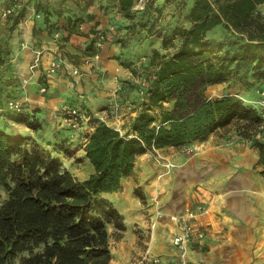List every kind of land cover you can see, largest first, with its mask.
<instances>
[{"label": "trees", "instance_id": "1", "mask_svg": "<svg viewBox=\"0 0 264 264\" xmlns=\"http://www.w3.org/2000/svg\"><path fill=\"white\" fill-rule=\"evenodd\" d=\"M116 1L124 16L133 18L124 27L145 29L153 1L141 9H135L137 0ZM179 4L187 7L189 23L161 34L162 48H154L144 66L134 67L140 81L131 86L143 95L129 127L119 129L93 115L88 121L95 127L86 133V156L95 165L89 177L80 179L61 159L47 155L40 142L7 130L0 121V264H11L40 245L42 250L19 264H112L109 224L125 229L126 223L105 193L122 189L140 154L207 139L236 120L245 125H239L240 134L259 150L264 178V107L257 103L264 91V0ZM22 14L20 8L17 21ZM149 27L150 33L155 22ZM108 29L97 30L95 41L100 32L108 40ZM241 84L251 92L242 94ZM219 85L222 93H208ZM11 112L27 114L1 115Z\"/></svg>", "mask_w": 264, "mask_h": 264}, {"label": "crops", "instance_id": "2", "mask_svg": "<svg viewBox=\"0 0 264 264\" xmlns=\"http://www.w3.org/2000/svg\"><path fill=\"white\" fill-rule=\"evenodd\" d=\"M11 1L0 0L1 102L11 95L23 98L25 113L42 118L51 133L59 130L70 143L75 140L64 121L66 106L81 105L90 116L119 129L130 123L140 109L135 100L141 93L131 86L137 81L134 67L142 64L154 48H162V38L150 35L147 29L124 27L133 18L124 16L116 0H23L19 21L16 15L20 8L9 18L2 16ZM103 29H108L109 39L98 46L95 36ZM38 52L40 63L32 68ZM59 58L64 64L51 71L52 61ZM43 85L47 91L41 90ZM83 93L89 97H83ZM113 100L122 103L118 114L110 106ZM86 122L74 131L77 138L81 136L77 139L80 155L89 163L86 133L95 127ZM12 123L1 115V124L7 130L25 136L32 133L29 126L23 133ZM227 129H231L228 135L233 138L222 134ZM237 134L229 124L204 140L150 149L138 156L121 190L105 193L124 215L129 230L137 226L153 228L149 241L152 252L166 259L176 254L172 236L178 224L168 215L158 216V211L179 214L197 202L209 212L193 222L204 232L203 237L191 242L195 264H264L260 153L250 140ZM159 156L165 157L163 161ZM168 161L174 163L172 169L163 164ZM136 189L145 195L146 202ZM131 247L138 248L135 244ZM120 252L122 257H129ZM114 260L113 255L112 263Z\"/></svg>", "mask_w": 264, "mask_h": 264}, {"label": "rangeland", "instance_id": "3", "mask_svg": "<svg viewBox=\"0 0 264 264\" xmlns=\"http://www.w3.org/2000/svg\"><path fill=\"white\" fill-rule=\"evenodd\" d=\"M144 1H146V2L150 1V3L153 1L154 3L149 8V12L146 13V16L148 18L150 17V20H148L147 17L144 18V19L148 20V21H145L148 25L141 26V27H145V30L146 29L149 30V28H150L149 26H151V24L153 22H155V29H153V31H150V33L152 32L153 34H157V36L159 38H162L161 34L166 33V32H171V30L173 29L175 24H188L189 23L188 19L186 18V13H185V10L187 7H185V5L183 7H181V5L179 4V0H144ZM188 1H190V0H188ZM150 3H149V5H150ZM158 7H160V8H158ZM141 8H143L142 7V0H137L135 9H141ZM260 8L264 10V4H262V6ZM147 56H148V54H147ZM141 65L144 66V63H142L140 65L137 64V67H142ZM139 70L141 71L142 69L139 68ZM133 74H135L134 71H133ZM135 76H138V73L135 74ZM136 78H137V81H136V83H137L140 81V78L139 77H136ZM241 86L242 87H241L240 92H242V94H247V93L251 92V90L248 88V86H246V84H241ZM222 90H223V85H219V86L214 87V88L209 87L208 93L211 95H216V94H220V92L222 93ZM230 90L236 91V89L233 87H231ZM142 95H143V93L140 94L138 97H142ZM137 98H136L135 102H137V100H138ZM112 103H113V101L110 103L111 107H112ZM166 106L170 108L173 106V103L172 102H166ZM121 110H122V103L120 105V111ZM4 116L6 119L14 122V123H12V126L17 127L21 132L23 131V133H24V128L26 126H29L30 128H32L31 129L32 133L26 134V136L29 137V139L31 141H35V140L37 141V139H35V138H39L40 141L39 140L38 141L44 146L46 154L47 155L52 154V155L58 157L59 159H61L63 164H64V167H67V166L71 167L74 170L73 172L75 174L77 173L79 175L80 179H85V178H82L85 176L89 177L91 169H92V172L95 171V165L92 163V161H89L90 165L92 166V168H91L89 163L85 161L84 157L82 155H80L81 154L80 143L77 141V139L81 138V136L77 138V133L75 131H73L71 133V137L75 141L73 143H70L67 140L65 135H62L58 132L59 130L58 131L56 130L55 133H51V131H49L48 128L45 127L44 122L42 121V118L40 119V118L36 117L35 115L31 117L29 115V113H27L25 115L24 114L21 115V114L11 112V113L4 114ZM0 121H1V114H0ZM32 122H40L41 125L39 126V128L35 129V128L30 126V124ZM242 122H244V121H242ZM86 123H89V122L87 121ZM231 124H232V129H235L236 133H238L237 135H239L242 138H245L247 140H250L246 137H243L238 130L239 125L245 126L244 123H240L239 120H236L235 122H233ZM128 127H129V123L127 122V124L125 123L122 128H123V130H125ZM230 131H231V129L223 130L222 134H224V135L227 134L226 136L228 137L229 136L228 133H230ZM231 138H233L232 134L229 136L228 139H231ZM69 140H72V139H69ZM76 143L78 144L77 146L75 145ZM189 150H190V148L186 149V152ZM159 157H161V161H163V159L165 158L164 156H159ZM168 162H170V161H168ZM164 163H166V162H163V164ZM173 167H174V163H172V165L170 167H168V169H172ZM109 194H111V193H109ZM3 195L5 197L7 196V192L5 191V189L3 190ZM201 204L202 203L196 202L195 204H193L189 207L198 208ZM208 212H209V210L206 213H208ZM109 231H110V237H111L110 243H111L112 252H113L114 258L118 261V264L120 262H124L125 264H134L135 262L141 260L148 250H150L151 254L158 255V254L152 252L151 247H150L149 241L151 240V236H152L151 232L153 231V228L150 226L149 227L137 226V227H133V228H131V230H129V228H127V226L125 229H119L113 223H110L109 224ZM131 237L133 239H131ZM172 239L174 240V236H172ZM172 242L174 244V241H172ZM191 242L189 245V252L188 253H189L190 260L193 263H195L191 257ZM132 244H135L138 248L132 249V247H131ZM43 247H44V245H40V246L36 247L34 249V251L26 250V251L20 253L16 258L13 259L11 264H19L20 262L23 261V259L26 256H29L33 252H37V251L42 250ZM174 247H175V253L176 254H174L175 258H173V260L178 262L180 260V258H179V254H180L179 252L180 251H179V248L175 244H174ZM120 250L126 255L129 254L128 255L129 257L128 258L122 257L120 255L121 254ZM161 257H163V256H161ZM125 258H127V260H124ZM164 259H166V258H164Z\"/></svg>", "mask_w": 264, "mask_h": 264}, {"label": "built area", "instance_id": "4", "mask_svg": "<svg viewBox=\"0 0 264 264\" xmlns=\"http://www.w3.org/2000/svg\"><path fill=\"white\" fill-rule=\"evenodd\" d=\"M23 5V0H12L11 3L6 6L2 11V16L4 18H9L16 14L17 9L21 8ZM146 5V1L142 0V7ZM105 40L102 32L99 33L97 38V45L102 46ZM41 60V52H38L37 56L34 59L32 64V68L38 66ZM2 63V56L0 55V64ZM64 64V60L59 58L55 59L51 63V71L59 70ZM75 73H79V69H75ZM42 91H47V87L43 85L41 87ZM83 97H87V94H82ZM257 103L260 106L264 107V91H262V97L257 100ZM120 100H113L112 107L116 114L120 111ZM26 107V103L23 98L18 96H7L4 102L0 100V114L6 111H24ZM64 121L66 124L74 131L79 129L82 126V122L89 121L91 116L88 112H84V109L81 105H71L66 106L64 108ZM264 116V111H263ZM161 160V157H158ZM166 167H170L172 165L171 162L164 163ZM207 209L203 206H199L198 208L188 207L183 213H165L162 210L158 211V216L168 215L177 222L178 230L174 235V244L179 248V258L180 260L176 262L173 259H164L160 255L151 254L150 250L146 252L143 258L134 264H195L189 258V245L190 242L195 238H201L204 236V232L200 229H197L193 222L194 220L202 214H205Z\"/></svg>", "mask_w": 264, "mask_h": 264}, {"label": "bare ground", "instance_id": "5", "mask_svg": "<svg viewBox=\"0 0 264 264\" xmlns=\"http://www.w3.org/2000/svg\"><path fill=\"white\" fill-rule=\"evenodd\" d=\"M27 71H28V70H27ZM28 72H29V71H28ZM211 85H212V84H211ZM212 86H213V85H212ZM215 86H216V84H215ZM213 88H214V87H213ZM220 93H221V92H220ZM155 240H156V239H155ZM155 243H156V242H155ZM116 256H117V255H116ZM120 263L122 264V262H120ZM120 263H119V264H120ZM112 264H118V261H117V260H114ZM123 264H124V263H123Z\"/></svg>", "mask_w": 264, "mask_h": 264}]
</instances>
